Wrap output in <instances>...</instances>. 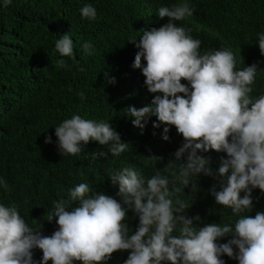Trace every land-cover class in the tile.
<instances>
[{
    "label": "trees",
    "instance_id": "1",
    "mask_svg": "<svg viewBox=\"0 0 264 264\" xmlns=\"http://www.w3.org/2000/svg\"><path fill=\"white\" fill-rule=\"evenodd\" d=\"M182 2L194 8L193 16L172 22L191 29L189 34L201 41V54L230 49L236 55L237 70L255 64L250 95H264V55L256 35L264 32V0H12L7 7L0 0V177L10 189L6 192L0 188V203L16 204L33 229L52 235L58 225L55 218L51 222L46 218L53 211V201L63 199L74 207L69 189L87 183L92 191L112 196L122 204L127 210L124 223L132 235L139 226V217L117 195L119 186L111 183L109 171L131 167L145 179L160 171L170 181L175 180L171 172L178 174L179 165L187 159V153L179 160L174 155L184 143L182 134L175 126H167L169 138L164 140L166 125L154 127L157 118L150 116L141 129L134 126L135 117L127 109L146 106L157 95L148 92L141 69L133 67L139 49L130 39L138 42L144 29L169 22L170 18L158 16L159 7ZM85 4L95 7V20L82 19L79 10ZM65 33L73 40L72 57H61L55 51V41ZM85 43L93 45L91 55L84 51ZM59 59L67 66L57 67ZM142 64H146L143 59ZM181 82L188 84L183 79ZM73 115L108 122L119 133L121 142L128 144L126 151L113 157L108 152L110 145L90 140L87 144L81 142V153L63 156L58 150L55 127ZM49 136L52 142L45 143ZM100 151L108 155L93 159V153ZM198 154L209 160L213 175L197 174L183 187L180 198L189 201L190 207L179 215H198L200 219L194 220L197 227L234 223L237 217L231 209L216 204L211 192L214 185L221 190L223 178L218 168L221 159L228 158L227 153L198 150ZM176 186H180L178 180ZM251 197L253 207L242 215L264 212V191L255 188ZM230 239L231 234L217 243ZM32 251L34 262L40 264L42 250ZM130 251H116L104 264H124ZM220 258L224 264H239L226 254Z\"/></svg>",
    "mask_w": 264,
    "mask_h": 264
},
{
    "label": "clouds",
    "instance_id": "2",
    "mask_svg": "<svg viewBox=\"0 0 264 264\" xmlns=\"http://www.w3.org/2000/svg\"><path fill=\"white\" fill-rule=\"evenodd\" d=\"M11 2L3 0V6ZM79 11L82 19L97 18L91 4ZM193 13L194 8L187 2L161 6L158 16L170 18L169 22L144 29L138 42L130 39L139 49L133 67L141 69L148 92L157 93L150 104L127 109L135 117L132 123L143 129L142 122L155 116L154 127L166 125L164 140L169 138L167 126H175L184 143L174 155L179 160L187 153L178 174L171 172L175 177L172 181L160 171L148 179L131 167L109 171L111 183L119 186L117 195L139 217L135 233L129 235L124 223L127 210L120 202L80 183L69 189L74 207L63 199L53 201V211L47 213L46 219L51 222L55 218L58 229L50 236L30 227L16 204L0 203V264H36L34 248L42 250L40 264L50 260L52 264H104L119 250H131L124 264H224L220 258L224 254L239 264H264V212L242 215L253 207L252 190L264 191V95H250L257 66L237 70L236 55L230 49L201 54V41L189 34L191 29L172 22L187 20ZM256 35L259 51L264 55V32ZM83 49L91 55L93 45L85 43ZM55 51L61 57L73 56V40L67 33L55 41ZM142 59L146 64H142ZM56 65L67 66L63 59L57 60ZM79 95L84 98L82 92ZM55 135L63 156L81 153V142L87 144L90 140L110 145L108 152L113 157L128 147L108 122L80 115L63 120L55 127ZM51 142L50 136L45 138V143ZM198 150L227 153L228 158H222L218 168L223 178L221 190L217 191L214 185L211 192L216 204L231 209L237 217L234 223L197 227L194 220L200 219L198 215H179L190 207L189 201L180 198L183 187L197 174L213 175L209 160ZM108 152L93 153V159L106 157ZM177 180L180 186H176ZM192 187L195 191L196 185ZM0 188L10 190L2 177ZM241 192L245 194L241 196ZM229 234L232 239L227 243H217Z\"/></svg>",
    "mask_w": 264,
    "mask_h": 264
}]
</instances>
